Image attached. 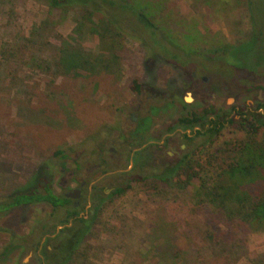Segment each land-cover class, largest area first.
I'll list each match as a JSON object with an SVG mask.
<instances>
[{"label":"rangeland","instance_id":"374dc122","mask_svg":"<svg viewBox=\"0 0 264 264\" xmlns=\"http://www.w3.org/2000/svg\"><path fill=\"white\" fill-rule=\"evenodd\" d=\"M216 2L141 0L138 4L180 42L191 36L192 48L207 53L213 41L220 42L217 46L242 41L249 32L241 4L222 7ZM254 3L252 11L259 15L263 1ZM80 14L79 10L51 14L45 0H0V198L39 184L45 176L52 178L59 192L57 179L69 171L65 164L68 157L82 152L80 162H96L98 148L103 143L113 147L117 132L122 134L132 126L133 119L149 116L150 125L164 122L167 129H174L176 120L188 111H200L219 98L227 109L228 100L244 102L241 87L220 72L224 62H218L217 67L196 56L198 64H207L205 73L193 85V100L184 102V79L191 78L192 71H186L188 76L184 77L173 62L153 57L149 53L152 48L128 38L120 40L116 52H109L101 45L100 35L91 34L84 26L76 31ZM66 41L88 55L100 57L106 67L89 73L80 70L73 75H55L53 61L58 60L57 51ZM241 50L235 56L245 67H250L253 50L254 61L264 64L263 45ZM201 77L207 80L205 87ZM134 81L141 91H134ZM207 86L209 93L204 91ZM173 94L180 97L175 98L178 105L167 102ZM212 94L215 98L208 104ZM164 101L168 103L164 112L146 110V106H162ZM200 132L193 143L196 149L206 138L202 128ZM263 133L259 132L257 142ZM245 139L244 132L227 123L217 141L198 150L197 156L211 161L214 174L225 143ZM57 152L60 154L55 155ZM44 170L51 174L45 175ZM107 183L104 181L110 189ZM261 185L258 182L242 189L252 192ZM156 189L132 182L124 193L112 197L69 264H182V260L186 264H264V227L243 235L242 241L212 245V236L224 230L211 219L212 209L194 212L197 209L189 197L191 188L165 185ZM48 213L47 207H21L0 216V264H41L34 244L45 233L39 238V233L32 235L29 231L44 224ZM163 223H169L165 231H161ZM61 229L63 225H58L56 231ZM11 235L18 244L25 240L27 245L22 250L13 246L4 254ZM55 245V241H45L42 247L52 249Z\"/></svg>","mask_w":264,"mask_h":264},{"label":"trees","instance_id":"16d2710c","mask_svg":"<svg viewBox=\"0 0 264 264\" xmlns=\"http://www.w3.org/2000/svg\"><path fill=\"white\" fill-rule=\"evenodd\" d=\"M139 1L141 0H45L51 14L79 10L81 17L76 21V31L79 32L84 26V29H88L91 34L100 35L101 45L106 46L109 52H116L120 40L128 38L152 48L149 53L153 57L158 56L166 62H173L174 67L181 71L184 77L188 76L185 73L188 70L205 72L207 64H198L200 61L194 59L196 56L210 64L211 62L215 63L213 66L217 67L218 62H224V66L219 69L220 72L238 87L247 84L250 87L248 90L260 88L259 85H255L254 79L257 75L264 77V64L261 65L254 61V50L250 52V67L248 68L242 65L235 55L237 51H242L243 47L255 49L258 45L264 46V6H262L263 10L260 7L258 15L252 11L255 0H217L216 5L222 7L225 5L234 6L236 3L241 4L247 15L249 32L246 39L242 41L218 46L215 44H220V42L213 41L209 51L203 53V51H199L201 48H192L193 37L187 36L185 41L180 42L177 36H174L166 27H160L157 22L155 23L152 13L141 9ZM262 1L264 4V0ZM102 30L105 33H102ZM57 56L58 60L53 61L55 75H73L80 70L89 73L106 67L102 66L104 60H101L100 57L88 55L83 50L70 46L67 41L61 44ZM133 84L134 91L138 92L140 84L137 81H134ZM261 108L264 112V106ZM204 111V116L197 117L192 114V118L181 117L176 121L178 126L183 128H192L193 124H199L202 121L200 125L205 131L206 138L198 150H203L214 144L224 129L223 117H219L221 123L207 122L213 126L205 129L203 121L206 120L207 115L215 114V112L207 108ZM228 123L244 132L246 139L225 143V147L219 152L217 160L220 161V164L216 161L218 168L215 169L214 174H212L211 161L205 162L198 156L194 160L189 155L180 164L172 167L164 179L168 186H175L182 190L191 188L189 197L194 208L197 209L193 210L194 212L201 211L205 207L212 209L211 219L224 229L210 239L211 242L213 241L212 245L214 243L216 246H223L220 241L225 244H229L228 242L232 244L231 242L234 240L242 241L243 235L249 234L260 226L264 227V133L262 140L257 142L259 132L264 130V113L248 114L240 120L230 118ZM198 134L200 135L201 132L199 131ZM58 154L60 152L55 153V155ZM52 169L54 168L52 167ZM43 173L47 176L51 174L50 171L45 170ZM40 181L39 184L30 185L23 190L14 191L0 198V216H5L21 207H47L49 217L46 218V222L40 223L39 228L38 226L34 227L37 229L36 231L30 230L29 233H39L40 238L44 233H55L58 225H64L65 227L53 240L56 243L55 247L50 252L43 247L41 254L45 258L46 264H69L81 243L96 225L97 217L105 209L106 204L100 202L99 205L94 206L93 213L88 215V219L85 220L83 217L75 219L71 226L67 227L69 218L78 215L72 201L55 191L52 186V178L48 180V177L45 176ZM258 182H262L261 187L252 192L242 189L245 185H257ZM125 190L126 188H120L116 193L122 194ZM100 198L103 201L105 197L101 196ZM64 213H66V217L63 218ZM168 224L163 223L161 231H165ZM62 233H66L67 236H62ZM185 237L188 238L187 234ZM24 245H27L25 240L20 245L16 237L11 235L9 245L6 246L3 253H8L13 246L22 250L25 248ZM37 247H39V240L34 244V248ZM182 264H186V261L182 260Z\"/></svg>","mask_w":264,"mask_h":264},{"label":"flooded vegetation","instance_id":"af4514ba","mask_svg":"<svg viewBox=\"0 0 264 264\" xmlns=\"http://www.w3.org/2000/svg\"><path fill=\"white\" fill-rule=\"evenodd\" d=\"M202 73L203 71L198 72L194 70L191 78L184 79V84H186V88L183 86L184 90L186 89V97L183 98L184 102H191V100H193V85L198 83L197 78ZM259 77L260 76H255L254 82L255 85H259L260 88H251L248 90L250 87H248L247 84L240 86V90H243L244 102L235 103L234 101L230 102V100H228V102L225 103L228 109L224 106V100L220 98L215 101V104H209L210 101L215 98V95L212 94L208 99V106L211 108L208 106L205 108L213 110L215 114L207 115L206 120L203 121L204 128H212L213 125L207 124V122H212L214 124L218 122L221 123L219 117H223V125H226L230 118L240 120L248 116V114L264 113L261 108V106H264V78ZM201 82L205 87L207 82L206 78L201 77ZM208 88L210 87L207 86L204 91L209 93L210 89ZM187 95H189L190 98ZM176 97L180 98L173 94L167 102L169 101L168 103L172 106L178 105L175 99ZM195 98L198 100L197 96H195ZM167 102L164 101L162 106L157 107L148 105L146 106V110L148 113H150L151 110L164 112L166 105H168ZM204 109L200 111L196 109L188 111L185 117L192 118V114L197 117L204 116ZM144 120L148 121V123ZM132 122H134L133 125H129L125 131H122V134H120L119 131L117 132L116 140L111 142L113 147H107L109 143H103L101 147L98 148L96 162L91 164L87 161L80 162L82 152L68 157L65 164L70 167V169L67 173H64L63 177L59 176L57 179L59 188L58 193L65 195L67 199L72 201L78 215L69 218L68 224L66 225L67 227H70L75 219L81 217L85 220L88 219V215H92L93 213L94 206L99 205L100 202H105L104 204H106L112 197L120 195L116 193L118 189L126 188L127 190L132 182H137L141 184L145 183L149 185L151 189L157 190L156 188L158 186L162 187L166 185L164 179L166 178L167 172L172 167L180 164L185 157L189 155L193 157L194 160L197 159L198 148L196 149L193 143L197 135H199L198 132L200 131V123H202V121L199 122V124H193L192 128H183L182 126H178L176 122L177 126H175L174 129L169 127L168 129H171L169 131H167L168 129L164 122H160L157 125L155 123L150 125L152 118L149 116L140 120L133 119ZM104 181L110 184V189L105 187ZM100 195L105 197L103 201H101L102 198H100ZM101 207H103V205H101ZM64 217H66V213H64L63 218ZM64 227L63 225V228ZM58 233L59 231L57 232L56 230L53 234L47 233L39 242L36 255L41 264H46V260L41 254L43 251V242L48 240L53 241ZM62 236L65 237L67 235L66 233H62ZM46 249L48 252L51 251L49 247H46ZM32 253L31 250L29 255H32Z\"/></svg>","mask_w":264,"mask_h":264},{"label":"water","instance_id":"95a60500","mask_svg":"<svg viewBox=\"0 0 264 264\" xmlns=\"http://www.w3.org/2000/svg\"><path fill=\"white\" fill-rule=\"evenodd\" d=\"M189 98H190V96L189 95H187ZM188 102V101H187Z\"/></svg>","mask_w":264,"mask_h":264}]
</instances>
